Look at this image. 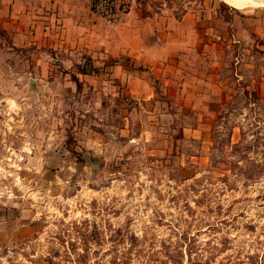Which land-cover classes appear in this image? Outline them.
<instances>
[{
  "label": "rangeland",
  "instance_id": "rangeland-1",
  "mask_svg": "<svg viewBox=\"0 0 264 264\" xmlns=\"http://www.w3.org/2000/svg\"><path fill=\"white\" fill-rule=\"evenodd\" d=\"M124 1L190 25L161 71L0 0V264H264V0Z\"/></svg>",
  "mask_w": 264,
  "mask_h": 264
},
{
  "label": "crops",
  "instance_id": "crops-1",
  "mask_svg": "<svg viewBox=\"0 0 264 264\" xmlns=\"http://www.w3.org/2000/svg\"><path fill=\"white\" fill-rule=\"evenodd\" d=\"M86 2L15 0L16 20L30 13L31 18L37 20L26 24V28L31 27L39 33L44 43L51 47L59 46L65 50L81 48L95 59L128 55L140 65L159 71L163 68L158 65L168 58L179 57L184 41L191 38L190 25L184 18L142 17L138 9L131 7L112 27H108L102 19L90 14ZM24 27L22 24V29Z\"/></svg>",
  "mask_w": 264,
  "mask_h": 264
},
{
  "label": "built area",
  "instance_id": "built-area-1",
  "mask_svg": "<svg viewBox=\"0 0 264 264\" xmlns=\"http://www.w3.org/2000/svg\"><path fill=\"white\" fill-rule=\"evenodd\" d=\"M131 6L124 0H90V11L107 25L115 24L121 14L130 11Z\"/></svg>",
  "mask_w": 264,
  "mask_h": 264
},
{
  "label": "bare ground",
  "instance_id": "bare-ground-1",
  "mask_svg": "<svg viewBox=\"0 0 264 264\" xmlns=\"http://www.w3.org/2000/svg\"><path fill=\"white\" fill-rule=\"evenodd\" d=\"M227 4H229L230 6L242 10L244 9L246 6H248V3H252L254 2L253 0H224Z\"/></svg>",
  "mask_w": 264,
  "mask_h": 264
},
{
  "label": "trees",
  "instance_id": "trees-1",
  "mask_svg": "<svg viewBox=\"0 0 264 264\" xmlns=\"http://www.w3.org/2000/svg\"><path fill=\"white\" fill-rule=\"evenodd\" d=\"M95 70V69H94ZM82 74H89V72L88 73H86L85 72V69H83V72H82ZM229 140H228V144L230 145V138H228ZM259 141V138H255V141ZM250 146H252L251 144L248 146V149L247 150H250L251 149V147Z\"/></svg>",
  "mask_w": 264,
  "mask_h": 264
}]
</instances>
